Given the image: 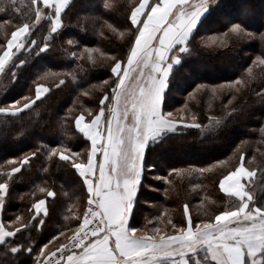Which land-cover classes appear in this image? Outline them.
I'll use <instances>...</instances> for the list:
<instances>
[{
  "label": "snow or ice",
  "instance_id": "obj_1",
  "mask_svg": "<svg viewBox=\"0 0 264 264\" xmlns=\"http://www.w3.org/2000/svg\"><path fill=\"white\" fill-rule=\"evenodd\" d=\"M70 3L71 0H31L28 19L17 23H13L14 17L9 15V8L19 11L16 0L0 7V13L8 16L0 21V26L6 28V43L0 45V73L6 71V64H10L9 70L25 65L28 60L18 55L22 51L27 50L29 56L33 52L38 55L49 51L54 34L59 35L64 27L63 16ZM216 3L217 0H138V4L132 5L126 17L131 34L126 59L124 55L111 57V74L103 82L105 88L99 98L98 111L84 109L91 118L86 123L82 122L83 114L73 117V109L67 113L74 119L77 132L90 142L86 162L80 158L81 153L67 146L51 147L47 151L49 158L58 156V161L70 166L80 179L86 195L83 217L75 218L74 228L64 226L71 235L53 250L49 249V244L56 236L39 248L18 243L17 234L28 228V222L15 215L12 224L19 222V227L8 228L0 223V245L10 248L13 254H23L27 264H264V199L260 198L264 190L258 195L254 183H242L245 179L252 181L257 171L245 166L243 153L240 162L218 182L221 191L238 198L235 208L221 210L213 219L197 223L194 228L189 219V226L181 228L178 234L159 238L148 234L137 236V229L130 224L138 212L137 194L145 170L152 171L154 167L145 162L148 145L160 143L169 134L184 128L201 127L195 123V116L193 123H184L173 118V111L166 110L170 95L168 85L170 76L183 71L177 66L185 53H191L188 41L200 17ZM104 7L110 6L105 3ZM42 21H48L49 26L41 47L40 41L32 36ZM7 26H11L10 35ZM120 35L124 36V32ZM224 35L237 40L252 38V33L239 23L230 25ZM261 40L264 41V33ZM72 43L68 40L69 45ZM93 51L86 49L88 60H92ZM257 62L264 66V56L253 61ZM248 74L253 75L251 68ZM64 83L60 80L61 85ZM241 84V80L235 81V85ZM204 88L205 85L197 84L195 90ZM226 90L233 92V85ZM212 91L215 93L216 89ZM235 91L239 92L240 88ZM47 92V88L38 84L35 98L28 95L15 99L10 102L14 110L0 107V114L17 116L31 110L36 100L45 97ZM188 95L191 97L192 93ZM258 95L264 101V91ZM184 107L187 108V104ZM260 131L264 135V128ZM39 154L37 149L30 155L8 161L10 170L0 172V210L9 199L15 174L21 173ZM254 159L248 163L252 164ZM51 163L57 161L52 159ZM177 171L172 169L173 173ZM260 175L264 180V169H260ZM39 191L46 193V198L32 204L37 214L34 219H41V214L46 217L49 213L46 199L56 197V192L50 188L41 187ZM184 215L188 217L187 206ZM39 227H43V220ZM58 235L65 236V232L59 231Z\"/></svg>",
  "mask_w": 264,
  "mask_h": 264
},
{
  "label": "trees",
  "instance_id": "obj_2",
  "mask_svg": "<svg viewBox=\"0 0 264 264\" xmlns=\"http://www.w3.org/2000/svg\"><path fill=\"white\" fill-rule=\"evenodd\" d=\"M10 3L9 0H0V7ZM105 3L110 7L105 8ZM133 4H138V0H71L66 15L63 16L64 27L59 35L54 34L49 51L38 55L33 52L31 56L22 51L18 54L19 58H25L28 62L17 68L13 83L9 76L7 79L5 77L7 81L4 82L8 84L5 92L7 98L1 97V104L24 95L33 96V86L38 81L50 87L48 94L36 100L31 110H25L17 116H0V166L4 164L0 172L10 170L8 161L25 154L30 155L37 149L40 153L30 164L24 166L21 173L15 174L16 181L11 185L9 199L0 210V221L7 224V227L15 215H20L23 221L28 222V228L17 234L18 243L39 247L59 231L69 234L64 226L74 228L75 218H82L85 204L74 215V204L81 197L84 200L74 171L70 166L59 162L58 156L49 158L47 151L51 147L67 146L72 151L86 147L87 142L74 130V119L67 116L70 109L68 106L79 113L81 108L92 107L93 102L99 108V98L105 87L94 90L92 85L98 81L100 74L108 79L111 74L110 62L102 61L94 65L86 57L83 61L80 60L77 51L90 43L126 58L130 33L123 40H116L111 35L103 40L99 36L105 22L115 23L120 29H128L126 17ZM23 13L9 8V15L14 17L13 23L28 19V14ZM7 18L4 13H0V21ZM221 18H226L225 22ZM235 23L241 24L253 37L243 40L230 38L223 47H206L196 39L202 35L203 29L212 30L209 31L210 34L219 33ZM200 25L199 31L189 41L191 53H185L177 66L183 69L182 73L170 78L168 102L177 100L174 96L182 98L178 103L183 102V95L197 84L219 85L241 79L243 86L239 87V92L233 90L235 99H232L231 104L226 103L229 93L214 98L212 105L208 107L207 102L202 99L187 104L201 126L207 123L209 117L223 119L222 124L213 132L201 135L195 129L184 128L181 132L169 134L160 143L148 145L145 152L146 164L154 165L153 168L161 164L164 170L157 174L167 181L161 180L158 185L149 182L151 188L158 191L152 195L143 188L144 177L137 202L142 200V204L148 205L141 204L138 217L135 221L130 220L132 227H141L144 218L150 217L154 221L162 212H167L172 224L181 225L182 204L187 205L194 222L213 219L219 211L233 206L234 198L222 193L218 182L229 169L239 163L242 153L246 155V164L258 149L260 154L255 156L256 161L260 169H264V135L260 131L264 128V101L258 95L264 91V66L258 62L253 63L257 57L264 56V41L261 40V34L264 33V0H217L215 5L210 6ZM46 34V23L43 22L34 31L32 38L43 44V36ZM68 40L73 43L69 45ZM3 42L4 38L0 37V43ZM73 53H76L75 57ZM249 68L253 73L251 77L248 74ZM60 80L65 83L61 85ZM82 91L92 93L96 100L92 102L80 95ZM76 99L78 102H74ZM234 154V161L230 165L228 163L227 167L214 165L219 160L227 163ZM52 159L57 163H51ZM173 168L181 170V173H173ZM202 168L206 170L201 172ZM45 169L50 170L46 172ZM146 174L147 170L145 176ZM193 186L200 189L195 191ZM41 187L55 191L56 197L46 199L48 215L34 219L37 214H34L32 204L38 199L46 198V193L39 191ZM260 188L256 189L258 195L264 190V180ZM260 198L264 199L263 194ZM41 220L42 228L39 227ZM155 223L157 221L150 222L147 226L151 229ZM15 227H19V222ZM164 232L169 233L167 229ZM22 262L27 264L23 254H13L10 248L0 245V264Z\"/></svg>",
  "mask_w": 264,
  "mask_h": 264
},
{
  "label": "rangeland",
  "instance_id": "obj_3",
  "mask_svg": "<svg viewBox=\"0 0 264 264\" xmlns=\"http://www.w3.org/2000/svg\"><path fill=\"white\" fill-rule=\"evenodd\" d=\"M9 1H11V0H9ZM16 4H17V8L19 9L18 12L16 11L17 13H19V12L23 13L24 12L23 13L24 15H26V14L29 13V6L31 4V0H16ZM209 9H210V7L200 17L198 24L196 25L195 29L193 30V32H192V34H191V36L189 38V41L193 37V35L197 31H199L200 26H201L200 23L202 22V19L207 15ZM225 20H226V18H221V21L222 22H225ZM43 22L46 23V29H47L48 26H49V22L48 21H42L41 25L43 24ZM109 25H111V27ZM118 27L119 26L117 24H115V23H111V24L110 23H106V22L103 23L102 24L101 31H100L101 33H100V36L99 37L102 38L103 40H106L107 39V36L108 35H111L116 40H123V39H125L126 36L129 34L128 30L125 29V28L120 29ZM5 30H6L5 26H0V37L4 38V42L3 43H0V45H3V44L6 43ZM7 30H8V35H10L11 26H7ZM209 31H212V30H209ZM209 31H207V29H203L202 32H201L202 35H200V37L196 38L197 40H199V43L200 44H202L203 46H206V47H223L224 45L226 46V44H228L229 39L231 38V37H225L224 33L226 32V30L223 31V32L212 33V34H210ZM121 32H124V36H121L120 35ZM252 37H253V34H252ZM189 41H188V44L190 45V42ZM40 46L42 47L43 44H40ZM89 48L94 49V51L92 52V60H90L94 65L97 64V63H100L102 61H104V62H110V64H111V57L113 55H115V54L114 53H109L106 50H104L103 48H100V47H98L96 45H90V43H88L86 46L80 48V50L77 51V56H78V58L80 60L83 61L85 59V57L87 58L86 49H89ZM24 52H26L28 54V51L27 50H25ZM20 59H25V58H20ZM16 64L19 65V60L16 61ZM39 65H41V64H39ZM9 68H10V64H6V71L4 73H0V98L2 97V99H6L7 98L5 96V92H6V89L8 87V84L4 82L5 77L7 79V76H9L11 78V82L12 83L15 80L14 73L16 74L17 69H11V70H9ZM187 73L188 72L186 71V74ZM188 75H190V74H188ZM170 78H171V76H170ZM105 80H107V78L104 77L103 74H100L98 76V81L95 84L92 85V88L94 90H101V89H103L105 87V85L103 83ZM237 80H241V79H237ZM5 81H7V80H5ZM38 84H40L43 87L47 88L48 89V92L50 90V87L47 84L42 83V81H38V82L34 83V86H33V92H34V94L32 96L33 98H35V88H36V86ZM230 84L233 85V90L234 91H235L236 88H239V87L243 86V82H242L241 85H235V81L234 82H225V83L219 84V85L218 84H216V85H205V88L203 90H195L196 89V86H194L192 90H190L189 92H187L185 94V96L183 95V97H184L183 102L180 101L178 103V100H180L182 98L180 96H174L175 99H177V100L168 102L169 103V107L166 110L173 111V118H175L177 120H181L184 123H193L192 117L193 116L196 117V115H195V113H193L188 108V106H187V108H185L184 107L185 104L190 105L191 102H193V101L198 102V100L202 99V100H205L207 102V107H208V106H211L212 105V102L214 101V98H216V97L217 98L222 97L224 93H229L228 94V99H227V102H226V103H228L229 100H232L233 99V93H234V91L233 92H228L226 90ZM220 85H223L224 88L221 89L219 87ZM214 88L216 89L215 93L212 91ZM48 92L46 94H48ZM85 93H87V95H85ZM188 93H192V96L190 97L188 95ZM80 95H82V96H84L86 98H89L90 101H92V100L95 101L96 100V98L93 97L92 96V93H90V92L82 91V92H80ZM24 96H28V95H24ZM11 101H13V99L9 100V102H7V103H5V102L2 103V104L0 103V107H10V110H14L11 107V105H10V102ZM74 102H78V99H76ZM93 103H94V105H92V107H89L87 110H90V111H93V112L98 111V108H96L95 102H93ZM68 108L73 109V115L74 116L83 114L84 115V120L82 122H90V119L91 118L88 116V113L86 111H84V109H86V108H81V113H79L78 110H75L72 106L71 107L68 106ZM175 109H183V110L182 111H175ZM3 115H6V114H0V116H3ZM222 121H223V119L220 118V117H217V118L216 117H209L207 123L204 124V125H202L200 128H186V129H195L196 131H198L202 135V134H206L208 132H213L214 130H216L217 127L222 124ZM195 123H197V119L195 120ZM73 124H74V120H73ZM74 130H75V132L78 135H80V138L83 141H86V139L82 136V134H79L77 132V130L75 129V125H74ZM86 142H87L86 147H83L82 149L76 151V152L81 153V157L80 158L83 159L85 162H86V158H87V149L90 147V142H88V141H86ZM255 151H256V153L254 154V156L250 157L249 160H248V161H250V160L253 161V158H255L254 159V162L252 164L246 163L245 166L246 167H249V168H256L257 171L255 172L252 181H248L247 179H245V180L242 181V183H244L245 185H248L250 183H254L256 189L257 188L261 189L260 186L263 183V180H262L261 175H260V167L258 166L257 161H256V157H255L257 154H260V151L258 149H256ZM234 156H235V154L234 155H231L229 157L230 161L227 160V163H226V161H220L219 160V161L214 162V165H219V166L221 165V166L227 167L228 166L227 165L228 163L230 165V163H232L234 161V159H233V158H235ZM2 167H4V164L2 166H0V168H2ZM163 170H164V167L161 164H158V166L155 167V168H153L152 171H148L147 170V174L145 176V184L143 185V188H145L149 194H152L153 195V193H158L157 190H155L154 188H151L149 182L152 183V184H154V185H156V184L158 185V184H160L161 180L162 181H165V182L167 181L166 178L163 179V178L159 177L158 174H157V173H160ZM229 170H232V168L229 169ZM175 173H181V170H178ZM77 180H78V183H79L80 188H81V196L84 195V200H82V197H81L80 198V201H77L74 204V208H75L74 215L77 214V212L79 213V210H78L79 207H81V206L83 207V205L86 202V195H85L84 190L81 187V181H80V179L78 177H77ZM199 189L200 188L198 186H193V190L198 191ZM221 192L222 193H225L223 191H221ZM225 194H227V193H225ZM143 195L145 196V194H143ZM263 196H264V194H263ZM233 198H234V202L232 203L233 206L231 208H235L237 206L238 202H239L238 201V198H236V197H233ZM141 204H142V200H138V202H137L138 212L136 214V218L138 217V214H139V212L141 210ZM144 205L147 206L148 203H145ZM186 206H187L186 204H184V205L182 204L181 205V208H183V212H182V215H181V218H182V224L181 225H175V227H173V224L170 223V221H171L170 216L167 214V212H162L160 214L159 218H157L156 220H154V221H157V223L154 224L153 228L150 229L148 227L150 225L149 224L150 222H154V221H152L153 219H151L150 217L149 218H146V219L144 218V221L142 222L141 227H135V226H133V227L136 228L138 231H140L142 233H145V232L146 233H152V235H155L156 237L157 236L159 237L161 235H165L166 236V235H176V234H178L181 228H184V227H188L189 226L188 225V220L189 219L191 220V226L193 228L195 227V225L197 223H201L202 224V222H204V221L194 222V219L192 220L189 211H188V217L187 218L185 217L184 211H185V207ZM201 206H202V204H201ZM187 209H188V207H187ZM82 211L83 210L81 208V213H82ZM34 214H36L35 211H34ZM42 218H45V216L42 215ZM0 223H1V221H0ZM5 225L7 226V224H5ZM8 226L10 228H14L16 225H13L12 223H10ZM146 227H148V228H146ZM155 229H159V231L157 232V231H155ZM166 229H167V231L169 233H165L164 232V230H166ZM68 235H71V234L69 233V234H66L65 236H59L58 235V238H56L55 240L52 241L51 244H49V249H52L53 246L54 247H57L59 242H65L66 241V237ZM47 242H45V243H47ZM36 248H39V247L36 246ZM45 251H48V249H45Z\"/></svg>",
  "mask_w": 264,
  "mask_h": 264
},
{
  "label": "crops",
  "instance_id": "obj_4",
  "mask_svg": "<svg viewBox=\"0 0 264 264\" xmlns=\"http://www.w3.org/2000/svg\"><path fill=\"white\" fill-rule=\"evenodd\" d=\"M86 123V122H85ZM41 215H43V214H41ZM70 234H71V232H70ZM145 234H148V235H152V233H142V232H140V231H136V233H135V235H137V236H143V235H145ZM56 236V238H58V234L57 235H55ZM157 238H159L158 236H157ZM52 249L54 250L55 249V247L53 246L52 247Z\"/></svg>",
  "mask_w": 264,
  "mask_h": 264
},
{
  "label": "built area",
  "instance_id": "obj_5",
  "mask_svg": "<svg viewBox=\"0 0 264 264\" xmlns=\"http://www.w3.org/2000/svg\"><path fill=\"white\" fill-rule=\"evenodd\" d=\"M86 207V202H85V205H84V208ZM82 217H83V214H82Z\"/></svg>",
  "mask_w": 264,
  "mask_h": 264
}]
</instances>
